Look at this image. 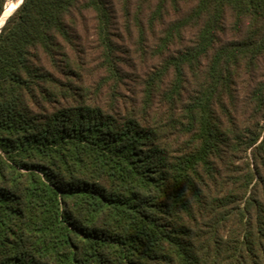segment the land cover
Listing matches in <instances>:
<instances>
[{"label": "trees", "instance_id": "trees-1", "mask_svg": "<svg viewBox=\"0 0 264 264\" xmlns=\"http://www.w3.org/2000/svg\"><path fill=\"white\" fill-rule=\"evenodd\" d=\"M0 264H264V0H22Z\"/></svg>", "mask_w": 264, "mask_h": 264}, {"label": "bare ground", "instance_id": "bare-ground-1", "mask_svg": "<svg viewBox=\"0 0 264 264\" xmlns=\"http://www.w3.org/2000/svg\"><path fill=\"white\" fill-rule=\"evenodd\" d=\"M11 0H9V3L7 4V6H6V4H5V6H4V9H3V12H2V14H1V16H0V27L2 26V24L4 23V21H5V19L13 12V10L16 8V6H17V4L15 5V7L14 8H12V7H10L11 6V2H10ZM11 8H12V10H11Z\"/></svg>", "mask_w": 264, "mask_h": 264}, {"label": "water", "instance_id": "water-1", "mask_svg": "<svg viewBox=\"0 0 264 264\" xmlns=\"http://www.w3.org/2000/svg\"><path fill=\"white\" fill-rule=\"evenodd\" d=\"M18 1H19V2H18V4H17L16 8L13 10V12H14V11H15V10L21 5V3H22V0H18ZM5 2H6V1H5ZM4 6H5V4H4ZM3 9H4V7H3ZM2 12H3V10H2ZM2 12H1V14H2ZM13 12H12V13H13ZM12 13H11V14H12ZM1 14H0V16H1ZM11 14H10V15H11ZM10 15H9V16H10ZM9 16L5 19L4 23L7 21V19L9 18ZM4 23H3V24H4ZM3 24H2V26H3ZM2 26H1V27H2ZM1 27H0V29H1Z\"/></svg>", "mask_w": 264, "mask_h": 264}, {"label": "rangeland", "instance_id": "rangeland-1", "mask_svg": "<svg viewBox=\"0 0 264 264\" xmlns=\"http://www.w3.org/2000/svg\"><path fill=\"white\" fill-rule=\"evenodd\" d=\"M11 1H12V0H11ZM11 1H10V2H11ZM8 3H9V0H7V2H6V6H7ZM11 3H12V2H11ZM11 3H10V4H11ZM11 10H12V8H11Z\"/></svg>", "mask_w": 264, "mask_h": 264}]
</instances>
